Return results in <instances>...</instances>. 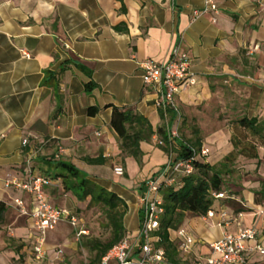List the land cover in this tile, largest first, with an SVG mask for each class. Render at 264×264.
<instances>
[{"label":"crops","instance_id":"crops-1","mask_svg":"<svg viewBox=\"0 0 264 264\" xmlns=\"http://www.w3.org/2000/svg\"><path fill=\"white\" fill-rule=\"evenodd\" d=\"M195 12L200 16L193 21ZM177 46L190 58L196 78L194 86L176 97L182 118L179 123L173 118L170 130L181 136L188 133V123L200 125L204 115L199 112L214 111L212 101L218 96L221 107L215 109L232 112L227 87L239 93L232 101L244 105L245 117L264 121V0H0V264H41L44 259L33 252V221L12 205L19 198L30 209V196L5 190L3 184L30 174L48 177L57 160L94 181L111 177L101 187L125 202L123 226L135 243L142 198L137 188L166 162L155 144L163 118L142 84L139 64L166 62ZM90 81L95 87L86 94L84 85ZM91 107L98 109L94 116L87 113ZM112 108L132 111L152 128V137L140 143V166L128 157L121 162L120 141L110 128ZM212 134L205 142L223 137ZM56 146L63 150L58 159ZM231 151L204 163L214 166ZM97 157L104 165L85 161ZM108 162L113 170H122L124 183L116 181ZM234 163L225 189L231 206L219 200L212 218L185 214L179 229L193 240L190 253H180L177 231L169 233L178 264H204L211 244L240 229H253L256 237L250 244L264 249V148L257 149V159L238 157ZM44 194L53 206L73 215L82 204L64 193L59 179L45 186ZM64 223L46 234L44 250ZM249 260L264 264V256L257 254Z\"/></svg>","mask_w":264,"mask_h":264},{"label":"built area","instance_id":"built-area-1","mask_svg":"<svg viewBox=\"0 0 264 264\" xmlns=\"http://www.w3.org/2000/svg\"><path fill=\"white\" fill-rule=\"evenodd\" d=\"M209 4V3H208ZM215 10V6H208ZM207 7V8H208ZM206 10H204L205 12ZM200 16L195 12L193 21ZM26 56V54H23ZM142 71L141 80L146 89L153 95L154 107L162 113L164 124L167 127L166 141L156 140L157 147H166V162L158 172L157 176L150 178L145 183L146 192L140 199L141 221L139 231L136 235L135 243L130 242L125 237L118 245L113 247L101 260L100 264H166V257L162 249H156L155 243L158 238L154 235L159 228V220L163 214L162 201L159 196L161 185L176 187L177 181L194 172L193 162L208 157V150L201 147L199 150L192 149L193 158L183 160L177 156V141H181L177 130L169 129V118L181 121V112L176 102V97L185 89L194 86L195 74L191 71V60L186 53L181 52L179 47H174L170 58L166 62H156L146 60L139 64ZM22 145L27 146L24 141ZM57 147L58 159L63 150ZM32 158H28L26 163L29 165ZM116 175H121L122 170L116 168ZM52 179L47 176H33L30 174L26 180L10 179L3 184L8 191H21L28 194L31 198V208L28 209L19 198L12 200L20 214L33 221L37 235L33 252L38 257H43L46 251L45 236L54 230L61 222L68 223L76 231V237L85 236L87 232L77 229L80 221L68 210L53 206L48 197L44 194V187L52 185ZM216 200H226L224 192L215 193ZM264 206V204H263ZM214 211H209L205 217L212 218ZM222 217H225L222 214ZM177 237L180 241L179 251L182 254H189L193 244L192 238L188 233L179 229ZM256 234L253 229H240L235 234L224 233L220 240L210 245L209 255L205 257L204 264H254L249 258L255 254L264 256V249L258 245H251L255 240Z\"/></svg>","mask_w":264,"mask_h":264},{"label":"trees","instance_id":"trees-1","mask_svg":"<svg viewBox=\"0 0 264 264\" xmlns=\"http://www.w3.org/2000/svg\"><path fill=\"white\" fill-rule=\"evenodd\" d=\"M77 67L82 69L80 66ZM86 74L91 77L90 73ZM94 87L95 85L91 81L88 82L84 85L85 93L90 94ZM87 113L89 116H94L98 113V109L91 107ZM160 114L162 116V113ZM172 120L173 116L170 115L169 123ZM232 125L243 131L252 140H244L241 143L230 140L232 151L221 162L212 166L204 162L194 161L193 174L180 178L176 187L161 185L159 188L163 214L159 220V228L154 234L158 238L154 245L156 249L164 251L167 264L179 263L177 245L170 240L169 233L179 230L187 213L205 217L209 211H215L214 206L217 200L213 194L225 192L227 187L224 177H231L235 160L238 157L257 159V148L264 146V121L259 122L257 118L248 119L243 116ZM110 128L120 141L119 157L121 162L123 163L124 158L128 157L140 166L142 158L140 143L148 141L154 134L148 121L130 110L112 108ZM155 134L159 139L166 141V125L163 123L158 127ZM177 145V156L183 160L193 158L191 150H195L194 147L199 150L201 147L199 141H196V145H192L181 140L177 141ZM159 149L166 154V147H159ZM85 161L93 166H102L105 163L102 157L86 159ZM53 167L55 172L50 174L51 177H48L52 180L59 179L65 194L72 195L78 203L88 201V208L99 207L106 214L111 238L104 244L92 243L91 250L94 252V257L88 263L100 264L102 258L126 237L123 219L127 213V206L123 200L96 184L85 173L71 164L56 161ZM157 173H154L151 178ZM225 201H229L231 206L232 202L229 196Z\"/></svg>","mask_w":264,"mask_h":264},{"label":"rangeland","instance_id":"rangeland-1","mask_svg":"<svg viewBox=\"0 0 264 264\" xmlns=\"http://www.w3.org/2000/svg\"><path fill=\"white\" fill-rule=\"evenodd\" d=\"M226 89L230 92L229 94L232 95V97H227V100L235 104V105L233 104L234 109L232 112L228 110L224 112L220 108L215 109L219 106L221 107L220 97L218 96L217 98H214V100L212 101L213 102L212 106L214 111L205 109L204 111L199 112L202 115H204L199 120L200 125H198L197 121H194L196 124V126L194 127L191 126V123H188L187 124L189 126L188 133H182L181 136L179 135L180 139L183 140V142L196 145V141L199 142L201 141L200 142L201 147H203L204 145L208 149V153H209L208 157L205 160L199 159L198 160L199 162H207V163L216 162L227 152V150L232 148L231 145L232 141L236 143L240 141L241 143L244 142V140H249V141L252 140L243 131L237 129L235 126L232 125L233 123H235L237 119L244 116L245 107L244 105H242L243 107H241V105L238 104L237 101H232L234 96L237 97L239 93L231 91L230 88L228 87ZM190 115L192 114L190 113ZM181 118H182V114H181ZM210 133L218 135L217 137L219 136L221 137L223 135L222 137L223 140L222 138H219L222 141L218 140L215 143L205 142L206 138L209 137ZM224 135L226 136V139H224ZM194 148L195 150H198L197 147ZM258 148H264V146ZM57 161L61 162V160H57ZM234 166H236L235 163ZM107 167L109 168V170L110 167H112L113 175L119 178V179L116 178V181L121 183L125 182L126 178L125 176L123 177V173L120 176L114 174V170L111 162L107 163ZM51 169H54V167H51ZM87 171H91V170L88 169ZM85 174L89 179H91L90 178L91 175L87 173ZM97 178H99L100 180L99 181L95 180L96 182L94 180L93 181L99 186H103V187H106V182H108V179H111L110 176L108 177V179L99 176ZM224 180L225 182H227V177H224ZM144 184H145V180L140 182L139 187L137 188V191L140 196L141 195L143 196L144 193L146 192V188ZM141 186L144 187L143 190L140 189ZM227 194L229 195V193ZM218 201L219 200L215 202V205L218 203ZM87 202L88 201L74 208L75 211L74 216L80 221L79 227H77V229L78 228L83 229L87 232V234L85 236H81L77 238L75 229H73L68 223H64L63 225L59 226L57 230L49 236L48 244L46 247L47 250L45 249L46 251H50V253L56 252L58 253V255L56 256L51 253L50 256L48 257L44 256V259L41 261V264H88L89 261L92 260L94 257V252H92L91 250L92 243L99 242L104 244L109 241V239L111 238V231L110 228L108 227L107 218L104 210L99 207L88 208ZM59 234H62L63 237L62 238L60 236L58 237ZM110 264H114V263L111 262Z\"/></svg>","mask_w":264,"mask_h":264}]
</instances>
